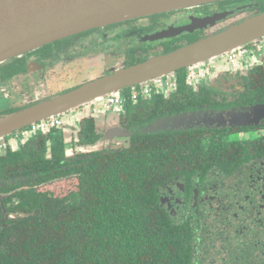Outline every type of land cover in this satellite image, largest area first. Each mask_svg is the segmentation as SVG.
Segmentation results:
<instances>
[{
    "label": "flooded vegetation",
    "instance_id": "flooded-vegetation-1",
    "mask_svg": "<svg viewBox=\"0 0 264 264\" xmlns=\"http://www.w3.org/2000/svg\"><path fill=\"white\" fill-rule=\"evenodd\" d=\"M262 5H264V0H221L85 31L50 43L46 50L43 47L48 45L4 61L0 64V92L5 100H13L16 94L22 95L25 99L31 93L42 92L46 93V97L54 98L61 95H56V93L64 90L56 89L52 86L53 83L60 80V77L65 78L68 74L67 67H71L74 71H71L70 77L78 74L84 67L75 71L79 66H75L76 59L80 60L81 53L87 49L94 54L90 57L93 59L89 61L95 63L91 65H101L110 74L111 66L103 62L106 55L119 54L120 58L117 62L122 61L123 66L128 67L147 60V58L141 59L140 57L146 56L155 48L165 54L194 42L196 39L222 31L228 24L239 23L238 17L240 16L245 18L249 14L261 13L263 12ZM223 12L232 13L214 25L157 41L147 40L150 35L171 26L183 27L189 25L194 18H203ZM195 36L196 39L188 41L190 37L195 38ZM183 40L188 42L183 43ZM124 42H126V48L122 50ZM104 43L109 46L102 51ZM241 51L244 52L239 56ZM233 54L236 56L233 57ZM222 57L228 67L221 68L214 61H209L202 66L183 68L159 80L120 90L81 105L65 114L43 120L57 119L54 127L42 129L40 127L42 121H37L16 130L5 140L0 141V156L20 151L27 138L32 141L37 135L49 136L50 138H47L49 145L62 141L65 146V157L71 165L78 161H89L94 154L119 150L130 142L129 139L134 133L162 134L203 131L208 135L216 134L220 138L224 136V139L229 141L248 142L258 139L255 141L259 144L264 143V119L258 122H240L238 119L239 115L249 112L252 107L264 104L255 103L258 97L253 99L254 102L249 100L264 87V37L232 50ZM136 59L135 63L132 62ZM183 80L195 94H203L204 100L205 97L207 98L197 108L171 115H160L145 125L129 120L131 105H138L144 101L151 102L158 96H162L164 100L170 98L173 100L172 95L178 90ZM57 90L59 91L55 92ZM42 99L44 97H38V100ZM38 102H24V105L18 103L13 109L17 111ZM98 108L103 109L104 116L98 117L100 116L97 112ZM112 112L114 118L112 122H109V113ZM73 114L82 117L77 130L78 136L73 132V139L56 136L60 128L66 126L64 119ZM32 126L37 132L35 135L31 130ZM22 133H26L25 136ZM85 134L88 137L85 138ZM250 166L259 172V175L253 176L252 179L246 178L244 174L248 167L237 173L239 175L226 176L220 175L222 171H216L219 167L212 166L203 181L198 177L199 174L194 177L179 174L167 179L159 187L160 207L176 221H182L185 217L194 215L195 226L198 229L196 237L204 235L201 238L206 239L208 245H212L211 239L217 246L209 251L208 264L213 263L214 253L217 250L221 251L219 256H223L224 253L230 260L226 262L225 258L221 260V264L230 262L231 264H264V158L255 160ZM230 176L238 179L239 190L245 193L237 191L232 197L221 200L224 195L221 194L220 188L225 183V179ZM3 179L0 177V186L4 182ZM206 184H208L207 190ZM5 195V193H0V198ZM237 215H239L238 219L235 218ZM219 216H224V219L221 220ZM225 223L228 224L224 227ZM237 231L240 232L239 236L236 234ZM222 239L224 249L220 248ZM233 246L240 247L236 250L238 254L235 250L231 251L230 247ZM248 252H251L250 260L246 259ZM197 258L196 254V262L199 263L202 257Z\"/></svg>",
    "mask_w": 264,
    "mask_h": 264
},
{
    "label": "trees",
    "instance_id": "trees-1",
    "mask_svg": "<svg viewBox=\"0 0 264 264\" xmlns=\"http://www.w3.org/2000/svg\"><path fill=\"white\" fill-rule=\"evenodd\" d=\"M172 96L131 105L129 120L149 124L207 99L184 80ZM255 97V103H264V87L249 100ZM47 138L37 135L20 151L0 156V193L6 194L0 198V264H208L210 250L204 235L196 237L195 216L182 221L169 216L159 205V187L179 174H199L203 181L212 166L226 176L248 167L244 174L252 179L259 172L250 165L264 158L258 139L145 132L134 133L119 150L71 165L64 143L49 145ZM230 248L236 254L240 249Z\"/></svg>",
    "mask_w": 264,
    "mask_h": 264
},
{
    "label": "water",
    "instance_id": "water-1",
    "mask_svg": "<svg viewBox=\"0 0 264 264\" xmlns=\"http://www.w3.org/2000/svg\"><path fill=\"white\" fill-rule=\"evenodd\" d=\"M221 0H0V64L55 41L96 28ZM232 12L194 18L189 25L161 30L157 41L214 25ZM264 37V11L171 52L157 55L86 82L79 88L0 117V141L16 130L65 114L120 90L145 85L183 68L198 67ZM240 122L264 119V104L238 116Z\"/></svg>",
    "mask_w": 264,
    "mask_h": 264
},
{
    "label": "rangeland",
    "instance_id": "rangeland-1",
    "mask_svg": "<svg viewBox=\"0 0 264 264\" xmlns=\"http://www.w3.org/2000/svg\"><path fill=\"white\" fill-rule=\"evenodd\" d=\"M252 14H249V16H251ZM239 19V22H241L244 18L243 16L241 17H238ZM228 26H230V24L226 25L223 29L227 28ZM198 37H200L198 35ZM197 37L195 36L194 37H190L188 39V41L190 40H194L196 39ZM197 40V39H196ZM188 41H184L183 40V43H187ZM109 45L107 43H104V46L102 49V51L104 49H106ZM147 47V46H146ZM126 48V42H124V45L122 46V50ZM100 49V50H101ZM150 53V54H149ZM146 56H143V57H140L141 59L143 58H152V57H155L157 55H161L162 54V51L158 50L157 48L153 49L152 51H150ZM94 54L92 51H89V49L85 50L84 52L81 53V59L79 60L78 58L76 59V62L77 64H75V66H78L75 67L77 68L75 71H79L80 69H83L76 75H73L72 77H70V75H72V68L71 67H67L68 69V74L64 77H60L61 79L56 81V83H53L52 86L56 87V89H62L64 91H61L59 93H56V95H59V94H62L64 92H68V91H71L73 89H76V88H79L81 87L82 85H84L86 82H89L91 80H95L99 77H102L104 75H107L108 74V71L106 69H104L101 65L100 66H96L95 64L94 65H91L92 63H95V62H91L89 61L90 59H93V58H90L92 57ZM105 60H103V62H105L107 65L109 64L111 66L110 68V71H112L113 69H117L119 67H122L123 66V62L119 61L117 62V59L120 58V55L119 54H115V55H106L105 56ZM115 58V59H114ZM138 58V59H140ZM214 59V58H213ZM136 60H133L132 62H136ZM209 61H214V63H217L221 68L223 67H228V64L227 62L224 60V58L222 56H219L217 57V59H214V60H208L207 62ZM73 62V61H72ZM213 63V64H214ZM91 65V66H90ZM74 72V71H73ZM69 77V78H68ZM68 78V79H66ZM51 80H54V78ZM59 90L55 91V92H58ZM130 91V90H128ZM45 92L43 93H31L28 97H26L25 99L22 98V95L20 94H16L12 99L13 100H5L3 99V96L0 92V117L3 116V115H9V114H12L15 112V110L13 109L14 105L17 106L18 103H21L23 104L24 102L27 103H33V102H38L40 100H38V97L39 98H49V97H46L45 96ZM55 95V96H56ZM20 105V104H19ZM24 105V104H23ZM12 106V107H11ZM16 108V107H14ZM18 109V108H17ZM21 109H18L17 111H19ZM70 118V115L67 116L64 121L67 122ZM238 182V179H236V177L234 176H230L228 178L225 179V183L221 186L220 188V191H221V194L224 195L221 200L223 198L225 199H228L230 197H232V195L236 194L237 191H239V193H245V191H240L239 190V187H240V183H237ZM210 241L212 242V245L209 244L208 245V242H207V245H208V248L209 250H214L217 246L215 244H213L214 242L210 239ZM221 253V251L219 252L218 250L215 251L214 255L215 257L213 258V263L212 264H218V263H222L221 260L225 259L226 258V262L229 260L228 257H226V255L223 253V256H219ZM208 259V257H207ZM221 261V262H220ZM224 261V262H225ZM230 261V260H229ZM231 264V262L229 263Z\"/></svg>",
    "mask_w": 264,
    "mask_h": 264
},
{
    "label": "crops",
    "instance_id": "crops-1",
    "mask_svg": "<svg viewBox=\"0 0 264 264\" xmlns=\"http://www.w3.org/2000/svg\"><path fill=\"white\" fill-rule=\"evenodd\" d=\"M98 111V113H99V115L100 116H98V117H102V116H104L105 114L102 112V110H100V108H98L97 109ZM103 114H102V113ZM114 118V113L112 112V113H109V122H112V119ZM81 119H82V117L81 116H79V115H71L70 116V118H69V120L66 122V126L64 127V128H60V130H59V132L57 133V135L56 136H58V137H61V138H64V139H67V137L69 138V139H73V136H72V132L74 133V134H77V130H78V128H79V125H80V122H81ZM77 136H78V134H77ZM28 139H30V138H27L25 141H27ZM69 141V140H68Z\"/></svg>",
    "mask_w": 264,
    "mask_h": 264
},
{
    "label": "built area",
    "instance_id": "built-area-1",
    "mask_svg": "<svg viewBox=\"0 0 264 264\" xmlns=\"http://www.w3.org/2000/svg\"><path fill=\"white\" fill-rule=\"evenodd\" d=\"M243 52L244 51L239 52V56L242 55ZM235 56L236 55L233 54V57H235ZM111 101L113 102V99H111ZM40 124H41L40 127L42 129L51 128V127L56 126L57 119H52L51 121H42ZM31 130H32V132H33L34 135L37 133V132H35L36 130H35V127L34 126H32V129ZM25 134L26 133H22L23 136H25Z\"/></svg>",
    "mask_w": 264,
    "mask_h": 264
}]
</instances>
